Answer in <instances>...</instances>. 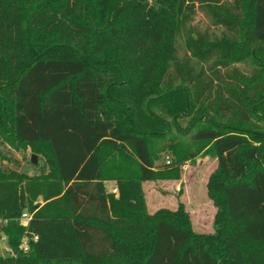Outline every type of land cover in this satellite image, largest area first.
<instances>
[{
  "label": "trees",
  "instance_id": "1",
  "mask_svg": "<svg viewBox=\"0 0 264 264\" xmlns=\"http://www.w3.org/2000/svg\"><path fill=\"white\" fill-rule=\"evenodd\" d=\"M199 8L232 35L188 30ZM181 37L198 62L264 70V0H0V57L13 62L0 73V127L47 167L0 170V264H264V131L243 127L264 119V73L214 100V80L179 58ZM213 100L239 124L211 117ZM158 139L180 163L196 160L191 142L218 157L213 233H196L182 207L145 214L143 181L178 177L157 169Z\"/></svg>",
  "mask_w": 264,
  "mask_h": 264
},
{
  "label": "rangeland",
  "instance_id": "2",
  "mask_svg": "<svg viewBox=\"0 0 264 264\" xmlns=\"http://www.w3.org/2000/svg\"><path fill=\"white\" fill-rule=\"evenodd\" d=\"M145 1L150 4H156L157 2V0ZM169 6V4H166V10H168ZM187 29H192L195 33L207 34L211 40H215L224 35H232V32L228 31L225 27L215 25L209 13L203 8L198 9L193 20L188 24ZM184 40V37L179 39V58H189L191 64L195 65L197 71L202 69L206 73L208 80H214L211 93L214 100L217 90L221 87L225 91L227 84H239L242 82L243 77L245 80H251L253 82L254 79H259L255 77L260 71L264 73L263 69L252 65L250 60L244 63H233L228 67L217 65V59L208 62H198L190 56ZM8 48L11 49L12 45L8 44ZM12 68L13 62L8 57L1 56L0 73H10ZM209 114L217 122L222 124L228 125L232 124V122L239 124L238 119H236L237 116L232 111L227 109L216 110L215 101L211 105ZM178 123L181 128H187L191 125V120L188 118L180 119ZM243 127L250 130L264 131V119L252 118L250 119V123L243 125ZM191 149L198 152L196 160L180 163L176 155L172 152L169 141L165 139L155 140V165L157 169L171 172L177 169L178 177L143 181L142 189L145 201V214L153 215L163 208L176 210L182 207L188 213L192 228L196 233H213L215 231L214 224L218 206L210 196L209 184L213 175L218 170L219 160L215 154L200 156L206 150L202 144L191 142ZM123 153L124 156L131 159V162L133 161L131 166L136 168L134 161L135 155L131 149L127 147ZM33 154L38 156L37 163L32 162ZM12 169L27 172L32 176H42L47 171L45 159L41 154L34 151L32 146L16 139L9 129L0 127V170L8 172ZM110 183L107 184V190L109 192H113L114 189L118 190V185L115 180H111ZM115 194L119 195V191ZM118 237L123 244L121 256H125L124 254L128 247H124L125 240L123 241V236L118 235ZM145 237H147V234H145ZM6 250L7 245L3 239L0 246V254H6ZM128 251L131 252L132 249ZM73 264H80V262L75 261Z\"/></svg>",
  "mask_w": 264,
  "mask_h": 264
},
{
  "label": "built area",
  "instance_id": "3",
  "mask_svg": "<svg viewBox=\"0 0 264 264\" xmlns=\"http://www.w3.org/2000/svg\"><path fill=\"white\" fill-rule=\"evenodd\" d=\"M168 163H170V161H168ZM118 190L117 189H114L113 192L116 193ZM32 218V214L31 212L29 211H25L23 214H22V217L20 219L21 223L24 225V226H28L29 225V222ZM0 225H1V220H0ZM33 239L34 240H37L38 239V235H34L33 236ZM20 248L24 251V252H27L29 251V248H30V237L29 236H24L23 239H22V243L20 245Z\"/></svg>",
  "mask_w": 264,
  "mask_h": 264
},
{
  "label": "water",
  "instance_id": "4",
  "mask_svg": "<svg viewBox=\"0 0 264 264\" xmlns=\"http://www.w3.org/2000/svg\"><path fill=\"white\" fill-rule=\"evenodd\" d=\"M37 155L36 154H33V156H32V162L33 163H37Z\"/></svg>",
  "mask_w": 264,
  "mask_h": 264
},
{
  "label": "crops",
  "instance_id": "5",
  "mask_svg": "<svg viewBox=\"0 0 264 264\" xmlns=\"http://www.w3.org/2000/svg\"><path fill=\"white\" fill-rule=\"evenodd\" d=\"M110 182H111V180L105 182L106 187H107V184L110 183Z\"/></svg>",
  "mask_w": 264,
  "mask_h": 264
}]
</instances>
